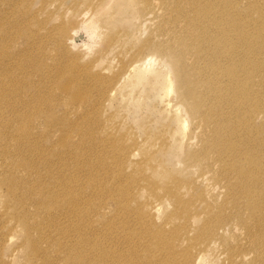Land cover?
Here are the masks:
<instances>
[{
  "label": "bare ground",
  "instance_id": "6f19581e",
  "mask_svg": "<svg viewBox=\"0 0 264 264\" xmlns=\"http://www.w3.org/2000/svg\"><path fill=\"white\" fill-rule=\"evenodd\" d=\"M80 1L90 5L89 9L95 16L100 13L109 14L111 9L119 12L118 16L127 15L124 14L126 10L143 16L160 11L157 19L160 22L153 32H164L167 39L170 36L173 38L170 43L157 42L150 37L138 41V44L142 42L137 56L152 49L160 53L161 57L152 52L145 53L130 64L123 63L119 72L107 75L105 79L121 81L126 76L133 87L139 86L140 90L142 87L143 91L149 84L158 93V97L167 102L172 113L173 135L177 134L181 140L176 148H167L169 156L178 158L179 163L183 164L182 170L192 178L206 182L204 194L202 191L192 194L191 190L199 188L197 182L192 178L179 177L181 170L168 167L164 173L153 177L165 179L160 185L152 176L145 178L144 188L154 190L161 200H170L176 207V211L170 215L174 219L170 231L172 235H164L169 236L170 240L177 236L189 245L186 247L188 252L176 251V258L182 255L184 264L201 263L213 249L220 248L233 262L238 257L246 260L247 255L252 253L251 264H264V121L256 124V119L264 112V58H258L264 52V30L250 35L242 25L244 21L241 14H238L240 0ZM6 3L14 5L19 13H26L29 2L0 0V156L14 154L25 167L17 178L0 179V183L7 185L9 196H14V202L19 204L17 212L11 214L12 219H17L23 227L27 257L32 259L30 264L42 251L45 258L43 264H55L52 256H48V251L55 247L64 250L60 251L62 264L106 263L98 256L96 226L93 222L85 223L83 227L79 223V238L71 237L68 243L62 241V237H57L61 234L66 236L74 230L66 228L60 222L61 216H56L55 211L65 209L70 204H67V197H61L51 189L48 183L50 178H41L34 163H28L29 156L23 152L32 139V131H29L39 119L45 117L46 111L43 102H40L37 106L38 115L29 119L24 130L21 129L17 111L29 106L30 102L22 90L26 80L18 71L21 65L25 70L29 63L19 61H25L22 56L26 53L21 46L20 36L3 27L11 12ZM246 4L244 13L257 11L258 18L264 22V3L247 0ZM43 7L55 12L61 8V3H58V8L50 9L46 3L37 11H32L41 14L39 10ZM52 16L45 13L48 20ZM98 22L99 18L93 25L95 32L98 30ZM238 25L243 27L239 32ZM114 26L116 28L108 33L110 40L107 47H113L117 40L130 33L123 20L117 21ZM49 34L58 40L59 45L65 43L68 47L78 45L80 40L77 42V38L84 35L78 29L69 32L68 24L62 27L52 24ZM256 76L261 80L253 87L250 80ZM59 86L66 93L67 101L82 102L85 99H79L78 91L71 90V86ZM116 90L111 89L110 94ZM239 109H245V112L236 117ZM11 116L14 118L6 119ZM251 123L258 126L256 130L250 129ZM245 144L257 149L254 158L249 157L254 150ZM185 147L190 149L185 151ZM12 160V165L17 168L15 160ZM215 165H218L216 171ZM182 188L187 190L189 197L181 193ZM217 189L218 192H215ZM200 201L203 203L201 211L195 206ZM191 219L199 222L197 227ZM86 225H89L88 229ZM56 231L60 235H55ZM151 231L147 229V234ZM34 233H39V237ZM227 233L238 236L241 245L232 244ZM41 240L45 242V248L41 246ZM79 243L78 247L85 248L87 245L88 249L80 250L77 247ZM192 249L196 252L193 253ZM247 249L250 251L245 252ZM89 250L93 255L86 258ZM176 258L171 262L178 264Z\"/></svg>",
  "mask_w": 264,
  "mask_h": 264
},
{
  "label": "rangeland",
  "instance_id": "374dc122",
  "mask_svg": "<svg viewBox=\"0 0 264 264\" xmlns=\"http://www.w3.org/2000/svg\"><path fill=\"white\" fill-rule=\"evenodd\" d=\"M52 1L28 0L29 10L26 13H19L14 5L6 3L11 12L3 27L20 36L21 46L26 53L22 56L25 61L18 60L23 64L26 61L29 63L25 70L21 65L18 71L26 80L22 90L30 102L29 106L17 111L21 129L24 130L29 119L38 115L37 106L40 102H43L46 111L45 117L39 119L29 131H32V139L23 152L29 156L28 163H34L41 178H50L48 183L51 189L61 197H67V204H70L65 209L55 211L56 216H61L60 222L74 230L67 232L66 236L60 235L58 231L54 233L68 243L71 237L79 238V223L83 227V224L93 222L96 226L98 256L106 261L101 264H150V261L151 264H175L171 260L176 258V251H189L186 241L177 236L170 240L169 236L164 235H172L170 231L174 219L170 215L176 211V207L170 200H161L154 190L144 188L145 178L157 177L168 167L181 170L179 177H193L182 170L183 164L179 163L178 158L169 156L167 148H176L181 141L177 134L173 135L170 106L158 97V93L149 84L144 91L141 87V91L139 86L133 87L126 76L121 81L105 79V76L119 72L123 63L130 64L145 53L152 52L161 57L160 53L152 49L136 55L142 42L138 44L140 40L150 37L157 42L173 41L172 36L167 39L164 32H153L160 22L157 19L161 12L155 11L143 16L126 10L124 14L127 15L118 16L119 12L111 9L109 14L100 13L95 16L89 9L90 5L80 0ZM256 1L264 3V0ZM46 3L50 9L58 8V3H61V8L50 12L43 7L39 10L41 14L32 11H37ZM246 3L247 0H240L238 14H241L244 21L242 25L250 35L261 33L264 22L258 18L257 11L244 13ZM45 13L52 14L53 18L46 19ZM98 18V30L95 32L93 25ZM120 20L128 25L130 33L117 40L113 47H107L110 40L108 33L116 28L113 25ZM246 23L251 25L247 26ZM52 24L60 27L68 24L69 32L78 29L84 35L77 38V42L80 40L78 45H59L58 40L49 34ZM242 25H238V32L243 28ZM258 58H264V52ZM260 80L256 76L250 82L255 87ZM110 84L111 87L105 91ZM59 85L71 86V90L78 91L79 99H85L82 102L67 101V95ZM113 88L117 90L110 94ZM244 112L245 109H239L236 117ZM263 116L264 112L260 113L256 124L264 121ZM256 124L251 123L250 129L256 130ZM176 138H179L177 142L174 141ZM10 145L12 150L11 142ZM245 146L254 150L252 153L249 151V157L254 158L257 149L250 144ZM189 149L185 147V151ZM12 159L18 169L12 165ZM19 160L10 153L8 156H0V179L17 178L25 168ZM217 167L215 165V171ZM153 179L159 185L165 180ZM192 179L199 187L191 190L192 194L198 191L204 194L206 182ZM181 193L190 196L185 188L181 189ZM14 201V196H9L7 185L0 183V264H30L32 259L27 257L23 227L17 219H12L11 214L19 208V204ZM195 206L201 211L203 203L196 202ZM245 211L249 212L247 209ZM191 222L195 227L198 226L196 220L191 219ZM88 228L89 225H86ZM147 229L152 230L150 234H147ZM240 232L241 228L238 230L239 235ZM34 235L39 237V233ZM227 236L232 244L241 245L238 236H230L229 233ZM41 246L46 247L42 240ZM78 248L83 251L88 246ZM60 251L64 252L57 247L48 251V256H52L55 264H62ZM192 251L196 252L194 249ZM89 255H93L90 250L86 258ZM247 256L246 260L238 257L233 262L222 249L217 248L208 253L201 263L194 264H251L252 253ZM178 258V264L185 263L182 255ZM44 261L43 251L33 258V264H43ZM195 261L198 262L197 259Z\"/></svg>",
  "mask_w": 264,
  "mask_h": 264
}]
</instances>
